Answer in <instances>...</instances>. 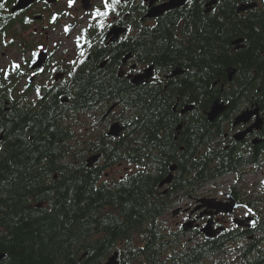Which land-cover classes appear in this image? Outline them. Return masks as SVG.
I'll return each mask as SVG.
<instances>
[{"label":"trees","instance_id":"trees-1","mask_svg":"<svg viewBox=\"0 0 264 264\" xmlns=\"http://www.w3.org/2000/svg\"><path fill=\"white\" fill-rule=\"evenodd\" d=\"M211 1L191 0L138 37L131 52L155 67L163 85L134 87L117 78L111 61L104 72L74 74L35 103L13 98L0 83V251L7 255L0 264H106L117 252L120 264H264L260 202L248 201L259 212L255 231L210 241L186 242L182 229L163 222L177 197L229 176L240 179L264 155V131L258 147L226 149L223 122L210 124L203 114L214 101L230 99L229 68L238 73L232 93L264 97V0H216L207 12ZM253 3L258 7L237 12ZM114 105L125 135L81 142L72 121ZM192 106L193 116L182 117ZM95 155L103 164L89 168ZM120 163L136 173L107 179ZM248 234L259 237L246 241Z\"/></svg>","mask_w":264,"mask_h":264},{"label":"flooded vegetation","instance_id":"flooded-vegetation-1","mask_svg":"<svg viewBox=\"0 0 264 264\" xmlns=\"http://www.w3.org/2000/svg\"><path fill=\"white\" fill-rule=\"evenodd\" d=\"M169 1L155 0L151 5L150 0H118V2L107 0L110 7H106L105 0H30L28 5L19 9L22 5L21 0H0V5H3L0 7V83L3 85L2 89L7 94H12L13 98L20 97L25 102L35 103L43 98L45 92L56 93L59 88L72 80L74 74L88 73L94 69L104 72L110 61L115 63L114 72L117 78L134 87H145L151 84L163 85V81L156 76V72L148 84L134 85V79L143 74L151 65L138 63L131 50L145 29L149 33L155 26L165 22L170 13L185 9L191 2L189 0L184 8L165 13L160 17L154 19L146 17L152 8ZM101 13H106V15ZM235 46L240 48L242 45ZM42 60L44 63L41 67L34 68V65L41 63ZM234 70L235 74L231 81L228 79L226 86L230 99L227 102L218 99L225 103L228 109L213 123L209 122L207 116L210 109L203 114L210 124L223 122V127L225 126L224 128L228 131L224 138L231 142L225 146L226 149L242 150L246 147H258L262 143L259 142L258 135L264 131V125L263 130H254L240 142L235 140V135L247 131L260 117L253 116L247 124L235 126V123L237 118L246 111L258 110L264 116V105L261 103L264 97L250 100L249 96H242L241 92L232 93V89H236L234 82L238 74L236 69ZM166 79L168 81V78ZM223 89H225L224 86L221 90ZM62 101L68 102L66 99ZM5 104V107H9V103ZM194 111L195 109L186 114H181V112L180 114L182 117H192ZM120 117L117 108L110 111L104 107H97V109L84 113L81 120L77 118V123L72 121L71 125L75 126L79 136L83 137L81 142L91 140L99 142L103 135L107 136L113 124L120 123L126 128ZM181 126L178 137L176 138L175 135V141L182 135L184 126ZM126 132L127 129L121 137ZM255 140L258 142H254ZM91 159L88 160L89 168L100 162V159L96 162ZM125 165L133 168V171L126 174L136 173L135 166L120 163L108 169L106 178L109 180L117 178L109 176V172ZM167 186L160 188L165 192L169 190ZM205 188L189 194L188 197L176 198L179 203L174 211H180L176 218L186 217L176 229H182L189 236L190 242L208 241L202 229L209 221L214 222L215 229H224L219 236L231 231L235 233L255 231L259 212L253 210L248 201L242 200L236 188H232L223 200L203 195L202 191ZM230 197L241 205L231 215L218 214L216 209H210L204 205L207 200L227 203ZM200 207L203 208L198 210ZM242 211H249V215L242 216ZM237 221H243L245 224L239 226ZM190 222H194L193 227L185 230V225ZM256 237L259 236L248 234L245 240L251 242Z\"/></svg>","mask_w":264,"mask_h":264},{"label":"water","instance_id":"water-1","mask_svg":"<svg viewBox=\"0 0 264 264\" xmlns=\"http://www.w3.org/2000/svg\"><path fill=\"white\" fill-rule=\"evenodd\" d=\"M155 0H150L151 5L154 3ZM189 0H170L169 2L154 7L152 8L149 13L147 14V18L148 19H154L157 17H160L162 15H164L165 13L177 10V9H182L184 8ZM30 3V0H21V4L20 8H24L26 5H28ZM217 4L216 0H213L209 3L206 4L207 7V12H210L213 7ZM258 7L257 3H253V4H242L237 8V12L238 13H245L247 11L253 10L255 8ZM118 37V34L116 33V38ZM243 40H238L236 41L234 44L235 45H242ZM44 63V60L41 61V63H36L34 65V68L36 67H41V65ZM228 73V79L231 81L234 74H235V70L230 68L227 71ZM181 74V72H175L174 76H177ZM155 76V68L154 66L149 67L148 69H146V71L141 74L138 75L133 83L136 86L139 85H146L148 84ZM220 82V80H216V82L214 83V85H217ZM116 108V105L112 106L111 110H114ZM194 109V107H187L186 109H184L181 114H186L190 111H192ZM228 109V106L225 105V103H222L220 100H216L212 103L211 108H210V112L207 114L208 118H209V122L213 123L216 119H218L220 117V115H222L226 110ZM177 109L175 108V111ZM259 111H246L243 114H241L235 123V126L239 125V124H247L250 122V120L252 119L253 116L258 115ZM263 125H264V119H260L258 118L256 123L254 125H252L247 131L242 132L240 134L235 135V140L240 142L242 141L249 133H252L254 130L256 131H261L263 129ZM182 126H179V128L177 129L175 135L176 138L179 135V132L181 130ZM125 127L122 126L120 123H115L111 126L109 133L107 134V137L109 138H114V139H119L121 137V135L123 134V132L125 131ZM4 141V136L0 135V147L3 144ZM256 142V141H254ZM98 159H100V156L97 155L95 156L93 159H91L92 161L96 162ZM176 171V167H173L171 169L172 174L166 179L164 180L161 184L160 187H164L165 185H169L172 183L173 181V172ZM205 206H207L210 209H216L217 213H227V214H233L234 211L237 208H240L241 205L239 203H237V201L233 198L230 197L229 202L227 203H215L214 200H207L204 202ZM203 206V207H205ZM203 207L198 208V210L202 209ZM178 214L177 211L174 212V215L176 216ZM238 225H244L245 223L242 221H237ZM194 225V222H190L187 223L185 225V230H190ZM224 229H215L214 228V222L213 221H209L207 223V225L202 229V233L206 236L207 240H213L216 239L221 232H223ZM6 254H3L0 251V262L3 261L6 258ZM106 264H120V254L117 252L115 254H113L107 261Z\"/></svg>","mask_w":264,"mask_h":264},{"label":"rangeland","instance_id":"rangeland-1","mask_svg":"<svg viewBox=\"0 0 264 264\" xmlns=\"http://www.w3.org/2000/svg\"><path fill=\"white\" fill-rule=\"evenodd\" d=\"M258 116L260 119H264V116L261 113L258 114ZM83 121H85V119H83ZM87 121L89 122L88 119ZM130 171H133V168L127 167L125 165L117 167L113 171L109 172V176L118 178ZM205 187V190L202 191L203 195L217 197L222 200L226 194L232 190V188H236V191L239 193V196L242 198V200L260 202L259 207L264 208V155L262 158H260V163L258 166H250L249 168H245L240 179H237L236 176H229L226 177V179L218 181L217 183L207 184ZM177 212L180 213L179 210ZM248 213L249 211H242L241 215L246 216L249 215ZM185 218L186 217L176 218L175 215L172 216L171 211L164 218L163 222L167 224L168 227L176 229V227L179 226V223L183 222V219ZM188 239L189 238H187L185 241L188 242ZM208 264H213V262Z\"/></svg>","mask_w":264,"mask_h":264},{"label":"snow or ice","instance_id":"snow-or-ice-1","mask_svg":"<svg viewBox=\"0 0 264 264\" xmlns=\"http://www.w3.org/2000/svg\"><path fill=\"white\" fill-rule=\"evenodd\" d=\"M117 2H118V0H117ZM2 6H3V5H0V7H2ZM105 6H106V7H110V5L107 4V0H105ZM101 14H102V15H106V13H101Z\"/></svg>","mask_w":264,"mask_h":264}]
</instances>
